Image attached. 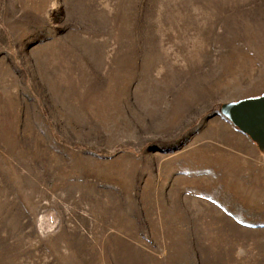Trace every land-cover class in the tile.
Segmentation results:
<instances>
[{"label": "rangeland", "instance_id": "rangeland-1", "mask_svg": "<svg viewBox=\"0 0 264 264\" xmlns=\"http://www.w3.org/2000/svg\"><path fill=\"white\" fill-rule=\"evenodd\" d=\"M264 0H0V264H264Z\"/></svg>", "mask_w": 264, "mask_h": 264}, {"label": "water", "instance_id": "water-1", "mask_svg": "<svg viewBox=\"0 0 264 264\" xmlns=\"http://www.w3.org/2000/svg\"><path fill=\"white\" fill-rule=\"evenodd\" d=\"M219 112L264 153V95L223 104Z\"/></svg>", "mask_w": 264, "mask_h": 264}]
</instances>
